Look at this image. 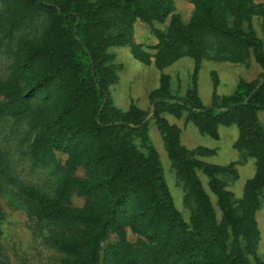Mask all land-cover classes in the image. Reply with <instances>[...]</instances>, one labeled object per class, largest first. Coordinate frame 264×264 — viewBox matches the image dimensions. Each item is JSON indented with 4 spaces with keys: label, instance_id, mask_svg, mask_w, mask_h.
I'll use <instances>...</instances> for the list:
<instances>
[{
    "label": "trees",
    "instance_id": "obj_1",
    "mask_svg": "<svg viewBox=\"0 0 264 264\" xmlns=\"http://www.w3.org/2000/svg\"><path fill=\"white\" fill-rule=\"evenodd\" d=\"M174 4L0 0V186L16 184L42 238L59 253V264H264L254 257V212L264 192V126L258 115L264 110V2L193 0L187 21ZM137 21L150 25L154 53L135 41ZM118 46L159 70L183 56L194 62L184 93L161 73L149 94L186 212L175 206L167 186L147 113L113 102L111 88L122 68ZM251 57L261 67L257 80L239 79L229 94L214 88L210 104L202 103L196 79L203 60L247 63ZM216 81L214 75L215 86ZM165 115H184L212 137L219 126H236L233 146L255 165L241 197L226 189L238 177L236 163L200 160L212 150L183 146L178 127ZM21 123L27 127L22 133ZM13 147L19 163L52 175L48 191L18 178ZM54 151L68 155L64 166ZM77 165L85 172L78 180L71 176ZM73 188L87 198L82 207L67 201ZM1 225L0 207V231ZM127 229L146 242H128Z\"/></svg>",
    "mask_w": 264,
    "mask_h": 264
},
{
    "label": "rangeland",
    "instance_id": "obj_2",
    "mask_svg": "<svg viewBox=\"0 0 264 264\" xmlns=\"http://www.w3.org/2000/svg\"><path fill=\"white\" fill-rule=\"evenodd\" d=\"M174 1L176 12L181 15L184 21H187L193 11V0ZM254 1L264 2V0ZM155 26L163 27L164 25L155 23ZM150 28L149 24L137 21L134 27V38L137 43L143 45L144 50L154 53L153 44L156 42V38ZM114 51L116 60L122 64V68L119 71L117 83L111 88L113 102L123 110H127L131 105H134L147 113L149 135L159 152L167 186L173 196L175 206L180 211L186 212L182 204V189L174 177L155 117L152 114L149 94L158 86L161 73L170 76L171 87L174 90L184 93L191 84L194 62L189 56H183L164 69L159 70L152 61L142 62L134 58L128 46L115 47ZM260 74L261 67L252 57L247 63L203 60L196 79L198 94L202 103L209 105L214 88L218 94H229L233 91L239 79L253 81L257 80ZM214 75L217 79L216 86L213 82ZM258 115L264 126V110L260 111ZM165 116L170 123L178 127L180 143L183 146L188 149L204 147L212 150V153L208 155L199 156L203 162L218 165L236 163L238 177L229 182L226 189L230 190L235 197H241L246 181L254 174L255 165L251 157L242 159L240 152L233 146L238 135L236 126H219L217 136L212 137L200 133L196 125L186 120L184 115L180 117ZM10 126L7 125V131ZM18 129L21 133L26 131V124L21 123ZM0 135L3 136V133ZM15 148L13 147L11 150L14 169L18 174V178L48 191L52 184L50 183L52 175L49 176L41 171H32L26 163L21 161L19 163L20 158L17 156L18 152ZM53 156L61 166H64L68 159V155L60 151H54ZM199 175L205 190L214 200L215 194L209 188L208 177L202 172ZM71 176L78 180L85 177V172L80 165H77ZM51 191L54 193L53 188H51ZM67 201L72 206L82 207L86 204L87 198L73 188L69 190ZM0 207L2 217L0 264H59V253L48 246L42 238L41 231L37 229V220L25 209L24 201L21 199L16 184L0 186ZM254 219L257 223V230H259V241L254 257L257 261V258H259L264 263V192L261 196V205L254 212ZM42 233H45V229H42ZM126 239L128 242L135 244L146 242L144 236L130 229L126 231Z\"/></svg>",
    "mask_w": 264,
    "mask_h": 264
}]
</instances>
